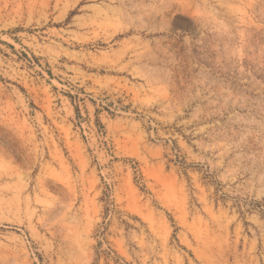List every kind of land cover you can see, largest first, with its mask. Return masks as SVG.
I'll return each mask as SVG.
<instances>
[{"label":"rangeland","instance_id":"1","mask_svg":"<svg viewBox=\"0 0 264 264\" xmlns=\"http://www.w3.org/2000/svg\"><path fill=\"white\" fill-rule=\"evenodd\" d=\"M0 264H264V0H0Z\"/></svg>","mask_w":264,"mask_h":264}]
</instances>
